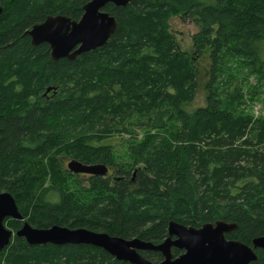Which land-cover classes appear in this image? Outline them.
<instances>
[{
	"label": "trees",
	"instance_id": "1",
	"mask_svg": "<svg viewBox=\"0 0 264 264\" xmlns=\"http://www.w3.org/2000/svg\"><path fill=\"white\" fill-rule=\"evenodd\" d=\"M89 1L0 0V191L15 198L36 229H85L158 245L172 221L196 229L222 221L238 225L227 239L252 246L264 237V119L235 105L241 87L222 68L228 57H239L264 76V0H133L126 8L106 6L117 31L106 46L76 61H53L48 45H32L26 33L33 26L55 16L79 21ZM172 18L197 28L192 53L181 52ZM205 56V106L189 110L193 95L182 71ZM159 68L165 70L157 80ZM136 78L151 80L153 91L128 96ZM50 88L56 94L44 96ZM131 117L139 120L131 123ZM136 125L160 133L136 147L137 160L124 169L112 141L134 135ZM67 132L75 135L74 150L62 143ZM51 152L86 165H117L125 179H89L86 204L55 185L41 187L22 209L19 199L31 197L41 176L29 166ZM6 225L17 232L23 223ZM255 253L253 264H264V251ZM140 254L163 260L159 253ZM0 264L128 263L92 246H31L15 236Z\"/></svg>",
	"mask_w": 264,
	"mask_h": 264
},
{
	"label": "water",
	"instance_id": "2",
	"mask_svg": "<svg viewBox=\"0 0 264 264\" xmlns=\"http://www.w3.org/2000/svg\"><path fill=\"white\" fill-rule=\"evenodd\" d=\"M132 1L91 0L83 7L84 14L79 21L65 16L48 17L43 23L33 26L26 34L30 37L33 46L48 45L53 61L61 59L76 61L80 56L106 46L117 31L118 21L104 11L106 6L126 8ZM3 12L4 9L0 6V17ZM67 170L74 175H88L96 178H106L110 171L106 165H86L77 160H71ZM121 181L122 178H119L117 183ZM7 220L22 222L23 226L19 231L14 232L6 227ZM237 229V224L222 221L204 224L199 229L172 221L169 223L167 239L158 245L146 243L137 238L125 240L85 229L70 230L59 226L36 229L26 222L15 198L10 193L0 191V254L9 247L16 236L25 239L31 246L52 244L100 248L118 262L128 264H252L257 262L258 257L255 251L258 249L264 251V237L254 239L252 246L239 241H228L226 236ZM172 248L184 251V254L174 258ZM142 252L159 253L163 260L160 263H153L145 259L140 254Z\"/></svg>",
	"mask_w": 264,
	"mask_h": 264
},
{
	"label": "rangeland",
	"instance_id": "3",
	"mask_svg": "<svg viewBox=\"0 0 264 264\" xmlns=\"http://www.w3.org/2000/svg\"><path fill=\"white\" fill-rule=\"evenodd\" d=\"M170 26L171 33L178 41L181 52L192 53V38L198 33L197 28L189 22V20L186 22L181 18H172ZM194 60L197 62V65H192L188 61L185 63L182 71L187 77V89L193 95L191 105L188 107L189 110H195L205 106V85L209 80L210 71V61L208 56H205L204 58L194 57ZM164 70V68H159L157 70V80H159V73ZM222 75L226 78L231 76L232 80L238 81V85L241 87L239 95L242 96V99L238 100L235 105L239 106L241 111H245L255 119H264V76L260 77V75L252 72L247 60L243 62L239 57L231 56L223 62ZM140 81V78H136L129 82V86L127 87L128 96L137 97L138 93H142L145 90L149 92L153 91L155 84L151 80H142L141 84ZM154 96H156V92L154 93ZM31 98L32 96L29 97V99ZM135 120H139V117H131L130 122L135 123ZM131 131L134 135H125V137L123 136L122 141L117 140L119 137H116L117 139L112 141L116 145L114 148L115 162L120 166H123V168H128L137 160L138 156L133 153L136 147V151H138L143 146V142L151 140L153 142L154 139L158 137L156 135H159L160 133L150 127H139L137 125L131 127ZM58 132L57 129H54V133L58 136H62L61 132ZM62 141V143L69 149H75V135L67 132V134L63 136ZM70 145L72 146L70 147ZM59 148L61 150V147ZM55 153L57 152L48 153L43 159V162L29 166V171L36 172V174L41 176L34 183V186L31 187L32 194L29 195L31 197L24 200L19 199V203H22V209L30 206L32 202L31 200H33V195L36 193L35 191H38L41 187L49 185L59 187L65 191L71 199L72 195L77 197L76 201L80 203L86 204L91 200L92 195L88 190V179L84 176L76 177L73 174L70 175L69 173H66L68 171V163L73 160V158H69L71 160L67 162L66 160H62L63 155H55ZM116 167L117 165L115 166V169L118 170Z\"/></svg>",
	"mask_w": 264,
	"mask_h": 264
},
{
	"label": "flooded vegetation",
	"instance_id": "4",
	"mask_svg": "<svg viewBox=\"0 0 264 264\" xmlns=\"http://www.w3.org/2000/svg\"><path fill=\"white\" fill-rule=\"evenodd\" d=\"M52 94H56V89L55 90H50L49 91V89L46 91V93L44 94V96H51ZM67 162L69 161V160H71V159H65ZM109 169H110V171H109V175H108V177H106V179H110V181L111 182H118V180H119V178H122V181L125 179V176H120V175H118V170H116L115 169V167L114 166H111V167H109ZM79 177L80 176H84V177H86L88 180L89 179H92L93 177L92 176H88V175H78ZM112 176V178H110ZM87 180V181H88ZM7 223V222H6ZM6 227H7V225H6ZM187 227V226H186ZM8 228V227H7ZM201 228V227H200ZM9 229V228H8ZM199 229V228H198ZM11 230V229H10ZM167 239V238H166ZM227 239V238H226ZM173 240H175V238L173 239ZM228 241H230L229 239H227ZM258 250H260V249H258ZM175 252H178V254H175ZM172 253H173V255H174V258H178L179 256H181L182 254H184V251H181V250H179V249H177V248H172ZM253 264V263H252Z\"/></svg>",
	"mask_w": 264,
	"mask_h": 264
}]
</instances>
